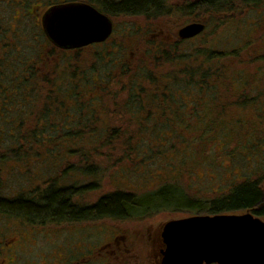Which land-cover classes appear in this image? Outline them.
<instances>
[{"label":"rangeland","instance_id":"1","mask_svg":"<svg viewBox=\"0 0 264 264\" xmlns=\"http://www.w3.org/2000/svg\"><path fill=\"white\" fill-rule=\"evenodd\" d=\"M58 1L64 0H0V58L4 65L3 82L14 80V74H19L18 80H23L24 87L28 88L19 91L22 92L23 99L28 100V90L33 97L37 96L34 109L29 112L19 106H14L8 112L5 109L1 128L3 132L0 134V161L5 160L0 170V195L8 198H27L26 196H36L38 191L42 193L49 184L56 188L81 185V190L72 195L71 201L83 206L94 203L103 194L117 190L142 195L166 183H176L189 196L211 200L227 193L234 184L264 177V141H261L257 150L245 152L246 157L230 158L225 153L216 157L215 153L219 150L207 149L205 157L196 156V159H193V162L201 161L195 170L192 169L194 173H188V164L191 162L182 164L181 167L186 165L185 169L178 173L180 156L172 146L176 144L146 139L155 132L144 128L148 126L140 123L131 125L125 121L117 122L120 113L112 112L110 102L114 104L116 101H122L131 104L132 101V98H124L127 88H124V80L123 83L120 82L122 78H117L116 84L109 82L103 85L105 92L101 95L100 104L108 108L105 126L99 124L96 115H89L86 124L81 125V112H76L81 114L77 118L64 119L62 114L65 108L60 107L62 100L57 93L78 88L84 69L96 67L99 74L104 76L110 67L111 58L124 60L128 56L127 60H132L128 64L132 77L138 76V70L135 68L139 66L133 67L132 63L143 54L147 61L153 58V55L147 52L150 53L154 45L150 41H157V37L173 42L180 28L176 22L187 15L168 19L171 22H161L158 26L155 20L141 16L119 18L115 20L113 36L106 45L87 47L81 51H59L49 45L41 26L42 14L49 5ZM238 8L236 14H230L226 18L224 25H218L217 19L200 39L185 41L177 50H171L173 59L167 64V70L174 74L178 68L202 64L209 52L208 48H204V44H214L212 38L217 35L219 40L215 41L214 47L219 48L218 52L224 49L226 55L223 60L229 65V72H240L250 78L262 77L259 88L263 89L264 73L260 75L257 70L264 68V8L253 5L246 10L242 6ZM133 26L137 27L138 31L135 32ZM158 28L162 31L159 35ZM112 43L117 47L109 48ZM131 51L135 59L129 55ZM211 55L217 54L215 52ZM160 60L164 61L162 56ZM140 64L144 67L145 74L151 72L149 66L152 62H139L138 65ZM165 67L166 65L163 72ZM19 84V89L23 88L21 82ZM115 93L121 98L112 99L110 96ZM8 94H15V91L6 89V96ZM48 109L49 117L44 115ZM130 111L131 109L127 108V113ZM86 113L84 110L83 114ZM53 118V122H57L56 126L48 124ZM38 123L46 124L47 128L38 126ZM143 123L147 124L144 121ZM249 125L257 124L253 120ZM95 133L100 134L103 139L92 141V135ZM47 135L51 138L48 139ZM138 137H141L142 141H139ZM227 145H233V142L227 141ZM230 149L229 147L228 150ZM213 153L215 159L211 155ZM91 165L97 171L96 174H83V168ZM261 187L264 191V178ZM171 189L177 190L179 197H184L181 189ZM261 205L264 209V198ZM169 207L175 208L174 204ZM19 212L0 211V238L17 235L23 244H26V239L32 238V248L25 252V258L37 260V264L61 262L58 259L61 250L55 249L54 246L61 245L65 248L67 245L69 250L75 251L74 244L80 236L83 246L81 250L95 251L114 231L120 233L121 228H126L128 234H135L138 229L144 230L146 224H150L154 229L162 227L171 219L204 215L185 210H161L141 218L101 217L79 221L59 218L57 221H49L48 224H40L44 217ZM232 213L239 214L244 211ZM260 219L264 221V216ZM97 257H94L93 264H98ZM73 259L71 257V260Z\"/></svg>","mask_w":264,"mask_h":264},{"label":"trees","instance_id":"2","mask_svg":"<svg viewBox=\"0 0 264 264\" xmlns=\"http://www.w3.org/2000/svg\"><path fill=\"white\" fill-rule=\"evenodd\" d=\"M116 1L108 3V6L112 8V11H109L115 14V17H112V19L108 17L113 22V30L106 40L69 50L60 49L50 42L49 45L59 51H81L87 47L106 45L113 36L115 20L119 18H137L141 16L144 19L155 20L158 26L162 24L161 22H171L168 19L181 18V15L185 14L187 16L183 17L178 23L176 22L177 27L196 21L204 24L205 30L194 38L182 40L176 35L173 42L159 37H157V41H150L154 45L151 52L147 53L153 55V58L147 61L144 59L145 55L143 54L141 58L134 61H137V63H132L133 67L139 66L135 68L138 70V76L135 77H132V71H130L131 68L128 65L132 60H127L128 56L124 60L111 58L114 62L110 60V67L104 76L99 74L96 67L84 69L78 88L74 87L71 90H63L60 94L57 93L62 100L59 103L60 107L65 108L62 114L64 119L77 118L82 114L80 122L81 125H84L86 120L90 118L89 115H96L99 124L105 126V119L108 118V113H106L108 108L106 107V109L100 104L101 95L105 92L103 85L109 82L116 84L117 78H122L120 82L123 83L124 80V88H127L124 98H132V101L131 104L122 101H116L114 104L110 102L109 106L112 107V112L117 111V113H120L117 122L122 123L125 121L131 125L140 123L148 126L144 128L152 129L154 130L152 132H155L151 133L150 137L146 139L176 144L172 146L174 147L173 150L180 156L178 159L180 162V168L177 169L178 173L185 169L188 162H191L188 164L190 166V172L188 173H194V168L198 167L201 161L193 162V159H196V156L205 157L206 150L210 148L219 150L215 153L217 155L211 154L213 157L225 153L230 158H236V156L246 157L245 152L257 150L261 141H264V87L263 89L259 88L262 77L250 78L243 76L240 72L236 74L232 71L229 72V65L226 60H223L226 55L224 49H220L221 52H218L217 49L219 48L214 47L216 46L215 41L219 40L217 35L212 38L214 44H204V48H208L209 52L202 64L178 68L174 74L167 70L169 66L167 64L173 59L170 54L171 50H177L185 41L192 42L197 38L200 39L215 20L219 19L218 25H224L226 18L230 14H236L239 6H242L245 10L251 5L264 7V0L260 4H254V2L259 3V0H197V14L192 13L193 2L190 0L179 5L176 4V0L174 2L172 0ZM171 1L172 4H170ZM158 29L159 35L162 31L160 28ZM134 31H138L137 27H134ZM45 38L47 39V37ZM111 47H117V45L112 43L109 48ZM215 52L217 55H211ZM129 55L135 59L132 51ZM160 56L163 57V62L160 60ZM139 62L145 64L152 62V65L149 66L151 72L145 74L144 67H141V64L138 65ZM2 63L3 60L0 58V117H2L0 119V134L3 132L1 128L6 114L5 109L8 112L14 106H19L29 112L34 109L35 99L37 98L35 94L33 97L31 91L28 90V100L23 99L22 92L19 91L28 88L27 86L24 87L23 80H18L20 78L19 74H14V80L3 82L4 65ZM257 73L262 75L264 68L258 69ZM20 82L23 87L21 89H19ZM9 88L14 90L15 94L6 96V89ZM31 90L35 89L31 88ZM116 95L115 93L110 97L112 99L121 98ZM126 107L131 111L127 113ZM84 110L87 112L86 115L83 114ZM123 111H126L127 114ZM76 112H81V114ZM44 115L49 117V109ZM53 120L54 118L52 122L48 121V124L51 123L52 126H56L57 122H53ZM253 120L256 121V126L249 125V122ZM143 121L147 124H144ZM38 126L47 128L46 124L38 123ZM14 133H16V128H14ZM92 137V141L95 142L103 139L97 133ZM47 138L50 139L51 137L47 135ZM12 139L17 141L15 137H12ZM137 139L142 141L141 137ZM227 141L233 142V145H227ZM229 147L230 150H228ZM3 164H5V160L2 159L0 170ZM182 164L186 165L181 167ZM94 169L92 165L85 166L83 174H96L97 171ZM263 178L247 179L234 184L227 193L211 200L189 196L179 184L166 183L142 195L121 190L109 192L101 195L94 203L83 206L71 201L72 195L81 190V185L79 187L56 188L49 184L42 193L38 191L36 196L8 198L0 195V211L10 210L15 213L20 211L19 214L27 215L28 213L31 216L44 217L40 224L43 222L48 224L49 221H57L59 218L66 221L101 217L113 219L141 218L161 210H185L196 214L211 215L249 211L261 216L264 215V210H260L258 207L264 197V191L261 187ZM82 187L87 188V186ZM172 187L181 189L184 192V197H179L177 190H172ZM170 204H174L175 208L169 207Z\"/></svg>","mask_w":264,"mask_h":264},{"label":"water","instance_id":"3","mask_svg":"<svg viewBox=\"0 0 264 264\" xmlns=\"http://www.w3.org/2000/svg\"><path fill=\"white\" fill-rule=\"evenodd\" d=\"M41 26L54 46L66 50L102 42L112 31L105 14L82 2L48 7ZM204 27L191 22L176 34L189 39ZM161 234L165 246L161 264H264V221L248 211L171 219Z\"/></svg>","mask_w":264,"mask_h":264},{"label":"flooded vegetation","instance_id":"4","mask_svg":"<svg viewBox=\"0 0 264 264\" xmlns=\"http://www.w3.org/2000/svg\"><path fill=\"white\" fill-rule=\"evenodd\" d=\"M112 1L117 2L116 0H64L55 2L50 6L64 4L67 2H82L93 6L96 10L112 19V17H115V14L110 12L112 11V8L108 6V3ZM184 1L187 0H176V4L179 5ZM190 1L193 2L192 13L197 14V0ZM262 1L263 0H259V3L254 2V4H260ZM111 23L113 30V22ZM204 30L205 27L203 31ZM258 208L260 210H264L261 203L259 204ZM253 216L260 218L264 215L258 216L253 214ZM162 227L160 226L152 229L150 224H146L144 230L138 229L135 234H128L126 228H121L122 231H120V233L118 231H114L112 235L103 240L97 250L94 251L88 249L87 252H85V250H81L83 246L81 245L80 236L77 241L75 240V251L74 249L69 250L67 245L65 248L61 245H56V247L54 246L55 249L57 248L61 250L59 251L61 256L58 258L61 260V262H55V264H93V260L95 261V256H98L96 258L98 264H161L162 251L165 248L161 234ZM19 237L20 236L12 235L4 236L2 239L0 238V264H37V260L25 258V252L30 251L32 248V238L26 239V244H23L21 241L22 239H19ZM71 257L74 259L71 260Z\"/></svg>","mask_w":264,"mask_h":264}]
</instances>
